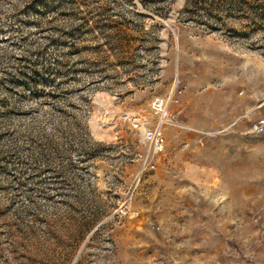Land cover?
Segmentation results:
<instances>
[{"label": "rangeland", "instance_id": "obj_1", "mask_svg": "<svg viewBox=\"0 0 264 264\" xmlns=\"http://www.w3.org/2000/svg\"><path fill=\"white\" fill-rule=\"evenodd\" d=\"M263 101L264 0H0V264H264Z\"/></svg>", "mask_w": 264, "mask_h": 264}, {"label": "built area", "instance_id": "obj_2", "mask_svg": "<svg viewBox=\"0 0 264 264\" xmlns=\"http://www.w3.org/2000/svg\"><path fill=\"white\" fill-rule=\"evenodd\" d=\"M264 106V101L261 104V107ZM152 110L155 114L159 115L162 119H167V107L162 99H155L151 104ZM249 134L255 135H264V116L259 117L251 122L250 127L248 129ZM150 140H155V145L158 147H162L161 141L158 139L157 133H150Z\"/></svg>", "mask_w": 264, "mask_h": 264}]
</instances>
